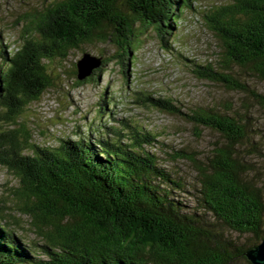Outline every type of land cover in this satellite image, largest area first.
I'll return each mask as SVG.
<instances>
[{"label": "trees", "instance_id": "obj_1", "mask_svg": "<svg viewBox=\"0 0 264 264\" xmlns=\"http://www.w3.org/2000/svg\"><path fill=\"white\" fill-rule=\"evenodd\" d=\"M193 1H51L27 22L19 44L1 52L4 118L15 122L53 84L45 60L65 59L84 43L110 41L117 53L101 55L102 65L75 83L100 76L115 59L128 71L143 29L154 28L167 48ZM208 25L220 41L222 64L198 65L194 72L244 92L264 109V93L240 77L264 79V0H233L214 9ZM139 101L192 123L198 136L199 126L218 135L204 159L184 149L175 153L196 169L194 207L175 197L177 189L185 191L184 180L146 148L156 145V135L138 125L114 128L113 136L97 140L63 138L57 147L32 142L25 129L0 130V163L20 179L19 212L43 240L40 256L12 225L21 224L10 206L0 201V264H233L240 257L252 264L245 251L264 238V191L246 158L261 148L248 114L185 110L172 98L150 93ZM230 232L249 234L254 241L239 246Z\"/></svg>", "mask_w": 264, "mask_h": 264}, {"label": "rangeland", "instance_id": "obj_2", "mask_svg": "<svg viewBox=\"0 0 264 264\" xmlns=\"http://www.w3.org/2000/svg\"><path fill=\"white\" fill-rule=\"evenodd\" d=\"M51 1L0 0V64L1 52H10V47L19 44L27 22ZM232 2L194 0L192 7L183 10L167 48L162 46L154 28L143 29L128 71L115 59L103 67L100 76L94 74L83 84L75 83L77 60L84 52L103 57L115 55L117 47L110 41L84 43L72 49L65 59L45 60L53 84L39 100L30 102L15 122L7 121L0 107V130L25 129L32 142L57 147L63 138L86 136L97 140L113 136L114 128L138 125L156 135V145L146 148L157 154L162 166L184 180L185 191L177 189L173 193L193 208L198 183L196 169L189 159L174 157L175 153L184 149V154L204 159L218 141V135L199 126L201 134L198 136L192 123L144 105L139 100L150 93L172 98L185 110L208 107L237 116L246 113L252 123L254 141L261 147L251 149L246 158L253 166L251 176L264 191V109L244 92L227 89L220 83L198 77L194 72L198 65L219 67L222 64L220 41L208 25V15ZM235 70L241 72L238 66ZM244 74L240 77L251 88L264 93V79ZM19 181L16 173L0 163V201L10 206L9 211L19 219L21 225L14 222L12 225L23 236V241L35 247L36 254L43 256L39 248L43 240L29 224V217L18 209L21 203L16 193ZM229 237L244 247L254 241L251 235L238 232H230ZM233 264L248 263L240 257Z\"/></svg>", "mask_w": 264, "mask_h": 264}, {"label": "water", "instance_id": "obj_3", "mask_svg": "<svg viewBox=\"0 0 264 264\" xmlns=\"http://www.w3.org/2000/svg\"><path fill=\"white\" fill-rule=\"evenodd\" d=\"M103 63L101 56L84 52L77 60V79L82 81L94 73ZM246 258L252 264H264V238L254 247L245 251Z\"/></svg>", "mask_w": 264, "mask_h": 264}]
</instances>
